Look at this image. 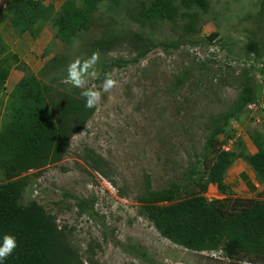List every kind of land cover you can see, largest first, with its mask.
<instances>
[{
  "label": "rangeland",
  "instance_id": "374dc122",
  "mask_svg": "<svg viewBox=\"0 0 264 264\" xmlns=\"http://www.w3.org/2000/svg\"><path fill=\"white\" fill-rule=\"evenodd\" d=\"M207 2L208 10L200 13L193 35L184 31L180 20H134V0H121L119 6L100 3L88 31L66 45L48 30L52 40H40L39 54L29 62L28 70L43 82L56 80V87L66 86V68L72 60L91 56L97 51L92 48L94 43L112 41L99 50L98 76L88 86L100 89L104 74L111 72L117 87L103 94L92 118L73 134L62 160L31 175L27 189L29 199L66 230L84 264H238L241 259L226 254L229 262L225 263L170 243L137 202L145 189V176L154 190L179 184L178 199L194 194H203L209 201L224 199L225 217L264 202V185L244 162L234 172L227 171L223 193L213 185L203 190V182H198L201 175L206 176L212 156L204 146L211 120L235 102L243 70L253 75L257 97L264 100V67L231 65L235 68L222 70L212 60L197 61L183 49L192 44L208 46L214 40L211 35L217 34L227 65L248 56L244 49L251 40L264 48V0ZM173 42L176 48L170 47ZM53 57L60 58V63L43 72ZM254 130H264V110L243 111L230 120L217 144L224 142L229 152L250 154L245 145L251 147L248 135ZM93 157L106 164H97L95 170ZM4 181L0 170V183ZM79 201H85L86 213L79 212ZM249 260L264 264V258Z\"/></svg>",
  "mask_w": 264,
  "mask_h": 264
},
{
  "label": "trees",
  "instance_id": "16d2710c",
  "mask_svg": "<svg viewBox=\"0 0 264 264\" xmlns=\"http://www.w3.org/2000/svg\"><path fill=\"white\" fill-rule=\"evenodd\" d=\"M134 1L131 13L134 20L136 17L151 23L180 20L184 31L191 35L198 31L200 13L208 10L207 0ZM105 2L119 6L121 0H65L57 11L40 1L9 0L5 16L19 35L27 34L36 40L48 26L55 39L70 45L93 26L92 16L98 5ZM216 36L212 34L211 38ZM111 42L99 41L92 48L103 50ZM170 47L176 48L177 44L173 42ZM4 51L0 37V55ZM244 51L246 55L254 54L264 64L260 42L249 41ZM60 61L58 57L51 58L43 72L57 67ZM18 68L24 76L9 94L0 126V170L5 178L0 183V243L4 234H11L16 237L18 247L0 264H84L66 230L41 205L29 199L27 189L31 175L62 160L73 134L82 130L95 108L85 107L81 89L69 84L56 87V80L45 83L25 66L20 64ZM238 86L239 94L229 110L211 120L204 146L212 151V156L206 176L198 178V182H203V190L213 185L223 193L225 175L237 159L244 161L255 179L264 185V130H254L248 135L256 149L254 154L244 150L224 151L225 143L217 144L218 136L227 133L230 120L240 117L246 105L258 98L250 71H242ZM99 163L106 164L102 158H91L95 170ZM144 182L145 189L137 202L162 238L191 252L222 246L224 253L232 257L264 258V202H254L225 217L224 199L209 201L203 194L178 199L179 184L170 183L167 188L154 190L148 176ZM77 208L80 213L87 212L85 201H79Z\"/></svg>",
  "mask_w": 264,
  "mask_h": 264
},
{
  "label": "crops",
  "instance_id": "0c3cea01",
  "mask_svg": "<svg viewBox=\"0 0 264 264\" xmlns=\"http://www.w3.org/2000/svg\"><path fill=\"white\" fill-rule=\"evenodd\" d=\"M7 1L9 0H0V37L5 46V51L0 55V126L2 124L4 108L8 101L9 94L24 76L18 66L21 64L28 69L29 62L39 54V41L42 39L45 41L46 39L48 40V38L49 41L52 40V37L50 38L49 36L50 28L48 26L44 28L41 35L36 40H32L27 34H17L5 16ZM35 1H40L43 5L53 7L54 10L57 11L65 0ZM39 58L41 60L43 59L42 56ZM33 74L36 75V73ZM245 146L250 154L256 153V149L252 144L251 147L248 144ZM240 162L244 161L237 159L229 169V173L230 170L234 172L235 169H237L235 167L239 166Z\"/></svg>",
  "mask_w": 264,
  "mask_h": 264
},
{
  "label": "clouds",
  "instance_id": "9594fccd",
  "mask_svg": "<svg viewBox=\"0 0 264 264\" xmlns=\"http://www.w3.org/2000/svg\"><path fill=\"white\" fill-rule=\"evenodd\" d=\"M100 56L101 53L97 50L87 58L81 59L80 57H77L72 60L66 68L65 83L69 84L73 88L81 89L80 95L84 99L85 107L87 109L95 108L101 102L103 94L111 92L118 85V81L113 78V74L111 72H106L104 74V80L100 89H97L95 85L88 86V82L98 76L96 66L100 61ZM17 247L18 243L16 237L11 234H4L2 237V243H0V261H4L9 256H11ZM217 249H221L223 251L221 247ZM207 251L212 250H204L200 252V254ZM224 255L228 258L225 253ZM204 256L210 258L208 255ZM240 258L241 259H239L238 261L248 260L246 258ZM242 264H247V261H243Z\"/></svg>",
  "mask_w": 264,
  "mask_h": 264
},
{
  "label": "built area",
  "instance_id": "2783aa9c",
  "mask_svg": "<svg viewBox=\"0 0 264 264\" xmlns=\"http://www.w3.org/2000/svg\"><path fill=\"white\" fill-rule=\"evenodd\" d=\"M184 51L191 57L195 58V60H201V62H211L209 60H212L211 64H213L216 68L225 70L232 67L233 65H236V67H241L243 69L250 68V67H256L260 70L264 67V64L262 61H258L257 57L254 54H249L245 59L237 60H231L232 62H228L227 65H225L226 60L224 59V56L221 54L220 51V44L218 43L217 39H214L210 42L208 46H202L201 44H192V45H186L183 47ZM220 62H222L223 66H220ZM232 65V66H231ZM264 109V100L262 97L257 98L256 101H253L246 105L244 111L245 113L248 112H256L258 110ZM222 149L224 151H229V148H227V144H224ZM202 254L208 255L210 258L217 260V261H223L228 262L229 259L224 255L223 251L221 249L212 250L203 252ZM243 261H247V264H254L248 260H242L238 261V264H242Z\"/></svg>",
  "mask_w": 264,
  "mask_h": 264
}]
</instances>
